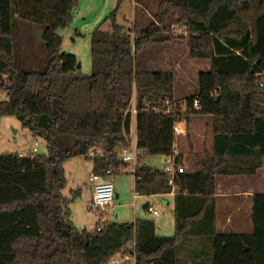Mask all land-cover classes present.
<instances>
[{"label": "trees", "instance_id": "obj_1", "mask_svg": "<svg viewBox=\"0 0 264 264\" xmlns=\"http://www.w3.org/2000/svg\"><path fill=\"white\" fill-rule=\"evenodd\" d=\"M78 2L0 0V89L8 93L0 116H16L47 148L46 154L0 153V264H108L126 254L135 264H181L179 249L193 239L205 245L192 252L194 260L204 261L212 250L205 264H264V192L252 197L251 232L216 229L217 177L254 175L264 164V0H161L145 28L119 24L116 8L91 33L90 73L80 71L75 54L62 51L58 32L71 24ZM29 22L42 28L45 68L25 65L15 52ZM172 22L188 31L191 56L211 64L183 110L175 99L176 72L140 70L138 62L141 51L163 42ZM134 96L136 144L143 149L135 190L145 196L176 190L175 234H158L146 217L106 220L99 230L98 221L94 230L80 231L69 207L77 195L62 192L64 162L91 160L89 148L100 146L106 154L91 160L93 175L112 179L128 168L112 152L129 144ZM193 114L214 117L212 156L198 169L177 172L171 185L169 174L146 158L175 155L182 164L175 125Z\"/></svg>", "mask_w": 264, "mask_h": 264}, {"label": "crops", "instance_id": "obj_2", "mask_svg": "<svg viewBox=\"0 0 264 264\" xmlns=\"http://www.w3.org/2000/svg\"><path fill=\"white\" fill-rule=\"evenodd\" d=\"M90 1L95 2V0H90ZM101 1H102V8L99 11H97L98 9H96V12L94 10L92 12L93 16L96 15L94 18H90L87 15L88 13H82L83 14L82 18L84 19V22L81 24V27H80L81 30L90 31L92 33L95 27L100 24L99 22L100 20H102L103 16L111 8H113V6H115L114 3L113 4L111 3V0H101ZM159 3H160V0H145L144 5H141V4L136 3V1H133V0H117V4L115 7V9L117 8L119 10L117 14V21L119 23V18L121 17H123L124 20L127 17H131L129 20L130 24L127 26V28L134 27L135 24L138 22L139 24H141L142 28H145L150 23V21L148 20L149 18L151 20H154L153 9H157ZM123 7H126V8L131 7L133 10L132 14L128 15L127 11L123 10ZM94 8L95 7H93V9ZM79 15H80V12H79ZM105 27L106 28L108 27L107 24H105ZM80 29L79 28L76 29L78 35H82ZM164 43L166 44H163V43L160 44L159 46L160 48L152 46L151 48H147L140 52V53H144L145 58H143L140 62L138 60L139 65H140L139 69L140 70H151V71H163V72L175 71L177 74L176 78H183L185 80L184 93H178L176 91L174 92L175 99L181 101L182 103L181 107L183 110L185 109V106H186L184 103L185 99L193 96L198 91L199 73L201 71L209 70L211 64L208 59H196L192 57H190V59L185 60V61L179 60L178 55H173L172 50H168L170 47L174 46L173 42L168 40V41H165ZM178 45L181 46V44H176V46ZM70 53L75 54L77 58L79 59V53L78 51L75 50V47L71 48ZM198 61H201V62H198ZM79 63L81 64V62ZM190 73H194V75L196 74L197 76V81L192 82L193 84H190L189 82L191 78ZM187 88L190 90L188 91V93L185 92ZM131 107L132 108L136 107V96H134L132 100ZM212 117H213L212 115L193 114L190 116V118L182 117L179 121L176 122L175 152L182 154V165L183 166L186 167L187 164H191L193 166L191 170L198 169L201 166L202 161L205 159L204 158L205 156L198 155V153L205 151V148L203 147V145L206 142L209 143L210 150L212 151L213 149L214 118ZM136 130H137V118H136V114L134 113L133 118H132V123H131L129 142L136 141ZM78 158H82V157H75V158L69 159L64 162V165L69 163L67 164L69 169H72L73 171L76 170V172L80 174L79 180H74L73 178L74 182L71 187V191L73 193H76L77 195L73 199V202H72L73 207H72L71 218L73 219L74 222H75V216H77V215L74 216L75 210L77 213H79L84 208L95 210L90 207V203L92 201V196H93V182L89 178L91 176L88 175V174L92 175L93 165L89 167V166H85L84 164H77L76 162H74V160ZM78 165L80 166V170L77 167H75ZM132 169L133 168L129 165L128 168H125L123 171H120L119 174L112 177V180L115 184L116 198L118 199L121 198V194L119 192L120 190L116 188V183H115L116 176L122 175V174H133L134 175V172ZM259 175H262L264 178V164L259 169V171L254 175H233V176H224V177L218 176L217 182L219 181V179H222L224 183L226 182V185H224L222 189H219L218 183L216 184L217 185L216 187L217 188L216 229L218 232H226L224 230L220 231V226L218 224V214L221 209H222L221 212L223 213L221 224L224 228H227L228 226L232 229L231 232H234V233H249L252 231V228H253L252 221H251L252 197L255 193L264 192V180L259 181L257 179ZM135 182H136V179H135ZM134 189H135V183H134ZM175 193H176V190L174 189L169 194H164V195L170 196L174 200ZM155 196H158V195L145 196V195L136 194V190H135L132 206L134 207V214L136 217L134 218L133 221H135V219L138 217L148 218L147 217L148 215H143L142 213L138 215L136 211L137 204L139 205V207L142 206L141 208H143L145 212H147V207L149 205L157 207L156 202H154V200L148 199V198L153 199ZM244 204L248 205V210L241 209L242 206H244ZM119 205L123 206V204H119ZM113 206H116L114 205V202L108 207L110 208ZM100 214L101 213L98 212L97 220L99 219ZM155 224L157 228H160L157 226L156 222ZM198 241L199 243H197V248L194 247L192 249H188L187 256L188 258H191L190 264H195L196 262L200 263V257L194 260L193 258L194 255H192V252L202 251L205 245H204V242H202L199 239L187 240L186 242H184L185 245H191L193 244V242H198Z\"/></svg>", "mask_w": 264, "mask_h": 264}, {"label": "rangeland", "instance_id": "obj_3", "mask_svg": "<svg viewBox=\"0 0 264 264\" xmlns=\"http://www.w3.org/2000/svg\"><path fill=\"white\" fill-rule=\"evenodd\" d=\"M111 3L112 4L114 3L115 6H113V8H111L103 16L102 20L105 19L106 16H108L113 10H115L117 0H111ZM93 7L95 8L93 9ZM101 8H102L101 0H95V2L90 1V0H79L78 4L73 9V20L71 24L65 28H61L58 30L63 40L62 45H61L62 51L71 52V48H74V47H75V50L78 51L79 61L81 62L80 71L82 73H90L91 71V50H90L91 49V34H90L91 32L80 29L81 24L84 22V19L82 18V15H83L82 13H88L87 15L90 18H94L96 15L93 16L92 14L93 10L96 12V9H98L97 11H99ZM158 8L159 7H157V9H153L154 15L158 12ZM123 10L127 11L128 15H131L133 12L131 7L130 8L123 7ZM118 11L119 10H117V14H118ZM169 11L172 13L171 17L173 19L179 16V11L174 10L173 8H170ZM79 12H80V15H79ZM254 15L255 13L253 11L249 12V14L246 16L248 19V22L251 21V17H254ZM130 18L131 17H127L124 20L123 17H121L119 18V23L127 27L130 24L129 22ZM102 20H100L99 23H101ZM148 20L150 22L153 21L150 18ZM31 24L33 25L30 27V30H29L30 32L25 35L26 37L21 36L20 37L21 39H18L17 41H15V52L17 54L21 53V56L24 60L25 65L36 67V68H45L47 64V51L42 44V28L37 23H31ZM171 25H172V28L174 29L172 30L170 29V31L163 33L162 43L166 44L164 43L165 41H168V40L172 41L174 46L170 47L168 50H172L173 55H178L179 60L185 61V60L190 59V57L192 56L190 54V47L188 44V39H189L188 31L186 30L185 27L180 26L179 23L177 24L175 22H172ZM78 28L80 29L82 35L77 34L76 29ZM30 35L32 36V39L28 40ZM26 44H29V45L26 46ZM160 44L154 45V46L159 47ZM176 44H181V46L179 45L176 46ZM143 58H145L144 53H139L138 55L139 62ZM198 62H201V61H198ZM176 76L177 74L175 75V91L178 93H184L185 80L183 78H176ZM190 77H191L189 80L190 84H193L192 82L197 81L196 74L194 75V73H190ZM188 91L190 90L187 88L185 92L188 93ZM7 99H8L7 91L4 89H0V101L7 100ZM35 141H38L39 143L37 147L38 154H46L47 153L46 143L42 139L34 137L33 134L30 132V130L25 128L22 122L16 116H13V115L0 116V153H22L24 155H27L30 153L31 149L33 148ZM203 147L205 148V151L198 153V155H203L205 156L204 158H209L210 155L212 154L213 149L212 151L210 150L208 142H206L203 145ZM164 159H166V156H151V157L146 158V163L150 164L151 166H155V167L163 169V167L165 166ZM74 162H76L77 164H84L85 166H89V167L92 165L91 160H85L83 158L75 159ZM67 164L64 165V171H65L67 183L65 187L63 188L62 192L64 195H66V197L71 198L73 196V192L71 191L72 184L74 180H79L80 174H78L76 170L73 171L72 169H69ZM75 167H77L80 170L79 165ZM186 167L184 166L185 170H191L193 168L191 164H187ZM88 175L91 176V174H88ZM257 179L259 181L264 180L262 175H259ZM115 183H116V188L120 190L118 191L121 194V198L118 199L115 196L114 205L116 206H113L110 208L107 207L106 209L108 212L104 211L103 216L105 220H111V221H116V222L133 221L134 218L136 217L134 214V207L132 206L133 196L135 194V189H134L135 177L133 174L118 175L116 176ZM217 183L219 185V189H222V187L226 185V182L224 183L222 179H219ZM148 199L154 200V202H156V206L160 214L153 215V214L147 213L145 212L143 208H141L142 206L139 207V205L137 204L136 211L138 215L142 213L143 215H148L147 216L148 218H152L157 223V226L160 227V228L156 227L157 233L161 235H165V236L174 235L175 234V214L173 211L174 209L173 208L174 206L173 198L170 196H166L164 194H158V196H155L153 199L151 198H148ZM72 202L73 200L71 201L69 205L71 209V215H72V207H73ZM119 204H123V206H120ZM241 209L248 210V205L244 204V206H242ZM221 210L218 214V224L220 226V231L224 230L226 232H231L232 229L230 227L227 226V228H224L221 224L222 216H223L222 215L223 213L221 212ZM74 216H75V222L73 221L72 218L71 219L74 222L75 226L80 231L94 230L96 227V224L98 223V220H97L98 212L95 210L84 208L79 213H77L75 210ZM206 240L207 239H205V241ZM197 243H199V241L193 242V244L191 245H185V243H183V245L180 247L179 252H178V259L181 264H190L191 258H188L187 256L188 249H192L194 247L197 248ZM205 252L206 253H205L204 261H208V259L212 260V250L210 251L207 250ZM201 259H203L202 256L200 257V262L205 264V262L202 261ZM108 264H113V263L110 261ZM122 264H133V261L126 260Z\"/></svg>", "mask_w": 264, "mask_h": 264}, {"label": "built area", "instance_id": "obj_4", "mask_svg": "<svg viewBox=\"0 0 264 264\" xmlns=\"http://www.w3.org/2000/svg\"><path fill=\"white\" fill-rule=\"evenodd\" d=\"M135 1V0H133ZM185 30V28H184ZM194 107L196 109L200 108V100L197 98L194 101ZM130 112L132 114H136V107L132 108L130 107ZM38 141L34 142V146L31 149V154H37L38 153ZM143 149L138 147L136 144V141L129 142L128 145L122 146L117 148L112 153L115 154L119 160L122 162L129 163L130 166H132V170L134 172L135 170V164L138 159V157L142 154ZM106 154V151L103 147L100 146H92L89 148L87 156L91 160L98 159L104 157ZM177 155L178 153L175 152ZM21 156L24 154L20 153ZM165 166L163 167V170L169 174V184H174V175L177 172H184V166L176 161V157L174 156H166V159H164ZM122 169L121 171H123ZM90 180L93 182V196L92 201L90 203V207L100 212V217L98 219L99 226L98 230L101 229L103 224L106 222L103 212L107 211V207L110 206L114 202L115 197V184L112 179H104L97 175H91ZM136 194H138L136 192ZM147 212L152 213L153 215H158L159 210L157 207L149 205L147 207ZM126 260L133 261V264L136 263V257L132 254H126L123 257H116L113 260V264H122Z\"/></svg>", "mask_w": 264, "mask_h": 264}, {"label": "water", "instance_id": "obj_5", "mask_svg": "<svg viewBox=\"0 0 264 264\" xmlns=\"http://www.w3.org/2000/svg\"><path fill=\"white\" fill-rule=\"evenodd\" d=\"M80 67H81V64L79 63V64H78V68H80Z\"/></svg>", "mask_w": 264, "mask_h": 264}]
</instances>
